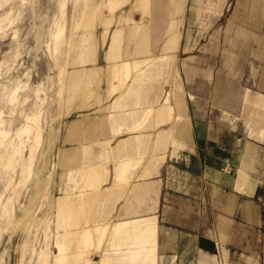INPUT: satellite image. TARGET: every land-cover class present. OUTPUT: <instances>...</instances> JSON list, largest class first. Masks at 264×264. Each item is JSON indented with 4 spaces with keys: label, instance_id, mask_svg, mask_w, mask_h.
<instances>
[{
    "label": "crops",
    "instance_id": "crops-1",
    "mask_svg": "<svg viewBox=\"0 0 264 264\" xmlns=\"http://www.w3.org/2000/svg\"><path fill=\"white\" fill-rule=\"evenodd\" d=\"M199 2L131 0L128 12L105 20L100 35L107 59L116 61L104 68L103 94L92 95L98 115H82L66 126L86 130L94 123L90 144L103 147L93 152L90 144L83 147L91 164L78 168L77 190L71 184L66 187L65 228L55 229L52 247L56 264H68L67 257L81 264H264V64L246 67L243 60H235L231 70H225L223 85L214 90V106L210 87L207 117L193 125V161L199 167L195 182L175 186L174 191L158 178L166 157L176 156L190 139L179 75L169 92L163 76L180 45L185 9L195 13ZM224 2L207 0L204 10L220 13ZM233 16L250 21L264 17V0L237 1ZM126 29L127 41L133 43L127 51L121 46ZM235 31L241 40L249 38V30ZM113 38L117 40L111 47ZM158 43L160 53L154 54ZM149 44L152 49L147 50ZM110 48L116 49L113 54ZM124 62L130 63V72L119 76L112 68L121 70ZM242 103L252 106L242 112ZM99 124L109 125L110 138L99 139ZM195 128L204 132L196 135ZM102 155L109 165L101 162ZM65 179L68 184L67 171ZM80 212L86 219L90 214V225L74 219ZM93 251L97 254L90 259Z\"/></svg>",
    "mask_w": 264,
    "mask_h": 264
},
{
    "label": "rangeland",
    "instance_id": "rangeland-1",
    "mask_svg": "<svg viewBox=\"0 0 264 264\" xmlns=\"http://www.w3.org/2000/svg\"><path fill=\"white\" fill-rule=\"evenodd\" d=\"M102 1L0 0V264H56L52 247L55 229L63 232L65 228L60 225V218H64L60 212L66 187L71 184L77 190L78 168L91 164L85 160L89 152L83 147L94 139L90 135L94 123L86 130H69L70 125L66 126L82 115H98L96 96L92 95L103 94L107 83L104 68L106 63L116 61V57L107 59L105 43L109 38L103 46L100 35L104 13L108 14ZM130 1L118 5L111 20L122 11L128 12ZM199 1L197 15L185 9L180 45L170 61L171 69L163 76L168 79L164 87L174 90L179 75V96L190 122L189 142L177 150L176 156L166 157L158 169V178L174 191L175 186L192 185L199 174L198 161H193L197 153L193 125L207 117L210 87L214 106V90L223 85L225 70H231L235 60H243L246 67H252L253 62L264 64V17L252 21L234 17V5L241 0H225L220 13L204 10L207 0ZM131 16L138 18L137 14ZM239 27L249 30L248 39L237 37L235 30ZM128 32L126 29L121 42L126 51L127 46L133 49V43L127 41ZM81 35H90L88 44L94 50L91 55L95 63L75 62V46ZM160 44L153 45L154 54L160 53ZM94 68L99 74L90 83L86 76L80 77L81 69L89 72ZM248 94L251 102L252 93ZM249 106L252 104L242 103V112ZM103 126L98 125L102 133L99 139L104 140L110 135L109 125ZM195 130L196 135L204 132ZM90 146L93 152L102 145ZM103 161L108 163L102 155ZM74 219L85 225L93 221L90 214L86 219L82 212ZM96 254L93 251L88 257ZM66 260L68 264H81L71 263L68 257ZM62 262L58 260L57 264H65Z\"/></svg>",
    "mask_w": 264,
    "mask_h": 264
},
{
    "label": "bare ground",
    "instance_id": "bare-ground-1",
    "mask_svg": "<svg viewBox=\"0 0 264 264\" xmlns=\"http://www.w3.org/2000/svg\"><path fill=\"white\" fill-rule=\"evenodd\" d=\"M118 0H103L102 1V3H101V5H102V7L107 11V13L111 16L112 14H113V12H114V9L118 6V5H120L121 3H123L125 0H123V1H121V3L119 2V3H116ZM136 4V3H135ZM89 6V5H88ZM100 9V8H99ZM101 10H102V8H101ZM106 19H111V17H108V18H106ZM105 19V20H106ZM103 20V19H102ZM86 25H88V23L86 24ZM89 25H90V23H89ZM90 38V40H91V37H90V35H84V36H79L78 37V45H76L75 46V48L77 49V55H76V57H75V62L77 63V64H84L85 62H88V63H95V59H92V51H94V50H92V48H91V46L88 44V39ZM116 38H113L112 39V43H111V47L112 46H114L115 45V43H116ZM85 43H87L86 44V46H85ZM155 43V42H154ZM94 48H95V46H94ZM116 49H114V48H110V51H109V54H113V51H115ZM172 51V50H171ZM112 57V56H111ZM126 60V59H125ZM171 61V60H170ZM169 63V62H168ZM123 67L121 68V70H118V69H116V70H114L113 68H112V70L117 74V75H119L120 76V74L122 73V72H124L125 74L124 75H128L129 74V72H130V63L129 62H124L123 63V65H122ZM161 66V65H160ZM159 68V67H158ZM165 68V67H164ZM140 69V68H139ZM154 69V68H153ZM151 70V69H150ZM153 71V70H152ZM164 73V72H163ZM79 74H80V77L83 79V77L84 76H86L87 77V81L90 83L91 81V78L92 77H95L97 74H99L98 73V71L94 68V69H92V70H89V72H87V71H85V69H81V71L79 72ZM144 74H145V72H144ZM161 74V73H160ZM158 75V74H157ZM163 75V74H162ZM178 75V74H177ZM152 77V76H151ZM159 77V76H158ZM157 77V78H158ZM162 77V76H161ZM161 77H160V79H161ZM179 77V76H178ZM156 78V77H155ZM131 79V78H130ZM146 80V79H145ZM152 80V79H151ZM157 80V79H156ZM149 81V80H148ZM179 82V81H178ZM149 83V82H148ZM180 83V82H179ZM159 85V84H158ZM163 85H165V84H163ZM148 86H151V85H149L148 84ZM157 87V86H156ZM162 87V86H161ZM149 88V87H148ZM155 88V87H154ZM161 90H163V89H161ZM150 91V90H149ZM163 92H164V90H163ZM168 92H169V90H168ZM162 93V92H161ZM102 94V93H101ZM149 94H150V92H149ZM157 95V94H156ZM171 95V94H170ZM99 96V95H98ZM162 96V95H161ZM160 96V97H161ZM146 97V96H145ZM178 97V96H177ZM149 98H150V96H149ZM151 99V98H150ZM145 100H146V98H145ZM148 100V99H147ZM165 100V99H164ZM164 102V101H163ZM173 102H175V100L173 101ZM180 102V101H179ZM172 103V102H171ZM179 104V103H178ZM152 105V104H151ZM144 106H145V104H144ZM180 106V105H179ZM81 107H83V105L81 106ZM99 108H100V106H99ZM176 108H177V106H176ZM174 109V108H173ZM172 111V110H171ZM125 112V111H124ZM178 112V111H177ZM175 113V112H174ZM106 116V115H105ZM114 116V115H113ZM177 116H179V115H177ZM99 117V116H98ZM69 123V122H68ZM105 123H107V122H105ZM36 128V127H35ZM38 128V127H37ZM114 129V128H113ZM109 131V130H108ZM124 133V132H123ZM95 134V133H94ZM96 135V134H95ZM94 135V136H95ZM119 135H121V134H119ZM126 135V134H125ZM129 135H131V134H129ZM117 136V135H116ZM124 137V136H123ZM112 139V138H111ZM94 140V139H93ZM103 140V139H102ZM103 143V142H102ZM97 144V143H96ZM99 144V143H98ZM103 147V146H102ZM85 149V148H84ZM100 151V150H99ZM101 153V152H100ZM104 153V152H103ZM99 154V153H98ZM100 155V154H99ZM98 155V156H99ZM97 156V157H98ZM89 158V157H88ZM95 158V157H94ZM89 160H90V158H89ZM2 161V160H1ZM98 161V160H97ZM2 164V163H1ZM3 165V164H2ZM1 165V166H2ZM1 168H3V167H1ZM96 169V168H95ZM88 171V170H87ZM100 171V170H99ZM86 172V171H85ZM95 172H96V170H95ZM99 173V172H98ZM85 174V173H84ZM83 174V175H84ZM86 175V174H85ZM97 175V174H96ZM80 177V176H79ZM82 177V176H81ZM80 179V178H79ZM83 179V178H82ZM80 181V180H79ZM99 181H100V179H99ZM98 182V181H97ZM83 183V182H82ZM99 183V182H98ZM98 186V185H97ZM90 198V197H89ZM63 200V199H62ZM95 202V201H94ZM64 203V202H63ZM62 203V204H63ZM66 205V204H65ZM65 208V207H64ZM63 211H61V213H60V215L61 216H63V213H62ZM61 219V223H60V225L62 226V228H64V218H60ZM58 224V223H57ZM56 229H58V228H56ZM63 230V229H62ZM56 233V232H55ZM50 239V238H49ZM49 239H48V241H49ZM51 241H52V239H51ZM50 242V241H49ZM52 246V245H51ZM42 255V254H41ZM51 258V257H50ZM41 262V261H40ZM37 263V262H36Z\"/></svg>",
    "mask_w": 264,
    "mask_h": 264
}]
</instances>
